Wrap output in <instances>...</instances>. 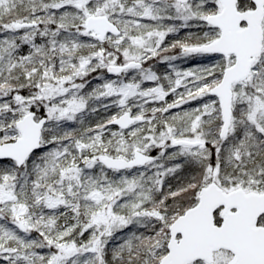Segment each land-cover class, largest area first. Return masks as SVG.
<instances>
[{
  "label": "snow or ice",
  "instance_id": "1",
  "mask_svg": "<svg viewBox=\"0 0 264 264\" xmlns=\"http://www.w3.org/2000/svg\"><path fill=\"white\" fill-rule=\"evenodd\" d=\"M0 264H264V0H0Z\"/></svg>",
  "mask_w": 264,
  "mask_h": 264
},
{
  "label": "trees",
  "instance_id": "2",
  "mask_svg": "<svg viewBox=\"0 0 264 264\" xmlns=\"http://www.w3.org/2000/svg\"><path fill=\"white\" fill-rule=\"evenodd\" d=\"M95 75V74H94ZM90 79V78H89ZM110 113H104L103 111H101L100 113L94 115L91 119H90V123H95L98 119H104L106 117V115H108Z\"/></svg>",
  "mask_w": 264,
  "mask_h": 264
},
{
  "label": "rangeland",
  "instance_id": "3",
  "mask_svg": "<svg viewBox=\"0 0 264 264\" xmlns=\"http://www.w3.org/2000/svg\"><path fill=\"white\" fill-rule=\"evenodd\" d=\"M161 70H163V69H161ZM195 103H198V102H193V104H195ZM185 107H188V106L186 105ZM173 183H174V181H173ZM125 231H127V229Z\"/></svg>",
  "mask_w": 264,
  "mask_h": 264
}]
</instances>
